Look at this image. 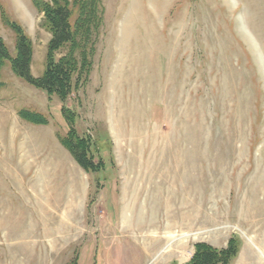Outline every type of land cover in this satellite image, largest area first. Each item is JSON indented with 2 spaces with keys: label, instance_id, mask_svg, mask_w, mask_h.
<instances>
[{
  "label": "rangeland",
  "instance_id": "rangeland-1",
  "mask_svg": "<svg viewBox=\"0 0 264 264\" xmlns=\"http://www.w3.org/2000/svg\"><path fill=\"white\" fill-rule=\"evenodd\" d=\"M101 2L90 80L67 101L2 69L0 264H189L196 244L230 241V264H264V0ZM2 11L41 77L44 16L0 0L12 57ZM63 105L101 172L63 147Z\"/></svg>",
  "mask_w": 264,
  "mask_h": 264
},
{
  "label": "trees",
  "instance_id": "trees-1",
  "mask_svg": "<svg viewBox=\"0 0 264 264\" xmlns=\"http://www.w3.org/2000/svg\"><path fill=\"white\" fill-rule=\"evenodd\" d=\"M36 9L44 16V27L52 38L48 43L46 68L41 77H34L31 66L34 56L33 41L24 28L8 19L2 11V18L15 33V57L0 36V88L3 87L1 72L7 62L14 74L31 86L44 91L49 96H57L63 103L90 80L95 51V39L104 20L101 0H32ZM65 50L60 58L57 53ZM68 133L60 141L73 156L78 165L87 172L99 173L105 168V161L96 160L92 152V141L88 136H80L74 127V113L63 105ZM21 118L32 123L46 124L39 114L21 111ZM238 247L234 241L217 249L206 243L195 245L189 264H230L237 256Z\"/></svg>",
  "mask_w": 264,
  "mask_h": 264
},
{
  "label": "crops",
  "instance_id": "crops-1",
  "mask_svg": "<svg viewBox=\"0 0 264 264\" xmlns=\"http://www.w3.org/2000/svg\"><path fill=\"white\" fill-rule=\"evenodd\" d=\"M25 28V27H24ZM25 30H27L26 28H25Z\"/></svg>",
  "mask_w": 264,
  "mask_h": 264
}]
</instances>
